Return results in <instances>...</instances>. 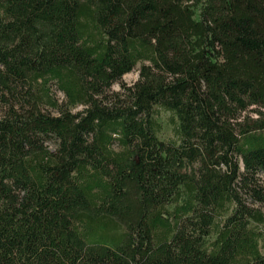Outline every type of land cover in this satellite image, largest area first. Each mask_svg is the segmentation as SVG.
I'll list each match as a JSON object with an SVG mask.
<instances>
[{"label":"trees","instance_id":"16d2710c","mask_svg":"<svg viewBox=\"0 0 264 264\" xmlns=\"http://www.w3.org/2000/svg\"><path fill=\"white\" fill-rule=\"evenodd\" d=\"M0 264H264V0H0Z\"/></svg>","mask_w":264,"mask_h":264},{"label":"rangeland","instance_id":"374dc122","mask_svg":"<svg viewBox=\"0 0 264 264\" xmlns=\"http://www.w3.org/2000/svg\"><path fill=\"white\" fill-rule=\"evenodd\" d=\"M137 77H138V71H137V69H134V70L124 74L123 77L121 78V80H119L113 84L112 88L114 90H118L123 86V84L133 83L137 79ZM56 94L59 97V99H62L64 97V94L59 90H56ZM158 119L162 123V129H161V133H160L161 138L165 139V138L171 137L172 136V125L169 121V114L167 112H165L164 110H160L159 114H158Z\"/></svg>","mask_w":264,"mask_h":264}]
</instances>
